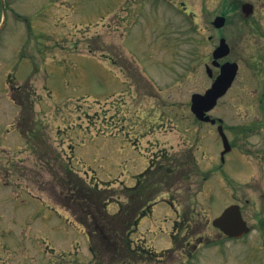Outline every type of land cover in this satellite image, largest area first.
Here are the masks:
<instances>
[{"label":"rangeland","instance_id":"1","mask_svg":"<svg viewBox=\"0 0 264 264\" xmlns=\"http://www.w3.org/2000/svg\"><path fill=\"white\" fill-rule=\"evenodd\" d=\"M219 10V0H0V264H97L85 228L61 206L65 165L95 174L86 180L113 194L115 213L150 154L166 162L162 151L196 162L164 184L170 191L131 234L160 254L130 264H184L200 238L211 243L188 264H264V226L226 243L212 225L231 203L251 225L264 221L260 101L234 91L210 112L235 148L224 164L217 124L191 111V95L212 83L205 61ZM225 30L232 42L234 28ZM247 53L238 46L228 58Z\"/></svg>","mask_w":264,"mask_h":264},{"label":"trees","instance_id":"2","mask_svg":"<svg viewBox=\"0 0 264 264\" xmlns=\"http://www.w3.org/2000/svg\"><path fill=\"white\" fill-rule=\"evenodd\" d=\"M162 154L166 162L154 163V159L152 160L149 168L138 176L137 184L126 187L130 201L128 204L122 203L115 214L107 211V204L113 194L106 192L98 184L90 185L85 178L65 166L66 174L60 180L63 186L68 187L63 188L59 194L60 201L85 226L91 240V251L101 264H109L104 257L106 253L110 254V250L112 264H130L136 260H147L148 255L154 257V250L145 245L139 248L133 246L131 234L137 229L141 217L152 210L155 197L163 191H169V188L163 187L164 184L167 183L169 187L176 184L178 176L189 174L186 165L195 164L191 152L185 153L182 158H171L168 151H162ZM173 178L176 179L172 180ZM146 194L150 195L145 197ZM144 257L147 259H143Z\"/></svg>","mask_w":264,"mask_h":264},{"label":"flooded vegetation","instance_id":"3","mask_svg":"<svg viewBox=\"0 0 264 264\" xmlns=\"http://www.w3.org/2000/svg\"><path fill=\"white\" fill-rule=\"evenodd\" d=\"M219 6L220 10L215 17H225V22L219 28L214 27L216 35H209V40L218 41L220 44L224 38L229 45L230 52L227 56L219 58L218 64L213 65L211 70L213 78L210 79L213 81L214 77L219 75L225 62H235L237 64L235 79L226 94L220 99L234 91L238 100H245L247 97L258 99L261 105L260 112L264 116V0H219ZM227 27L234 28L232 42L228 39L229 35L225 30ZM238 46L242 47L244 51L247 50V55L229 59V55L235 52ZM212 53L207 56V59H211V63ZM247 61L248 66L246 65ZM208 65L205 61L206 68ZM243 74H246L245 77ZM211 75L209 73V76ZM216 118L220 121V117ZM243 128L254 129L255 124L245 125Z\"/></svg>","mask_w":264,"mask_h":264},{"label":"water","instance_id":"4","mask_svg":"<svg viewBox=\"0 0 264 264\" xmlns=\"http://www.w3.org/2000/svg\"><path fill=\"white\" fill-rule=\"evenodd\" d=\"M225 17L218 16L214 20V24L217 27L223 26ZM230 52V48L226 40L223 38L221 44L216 48L214 52L215 63L217 59L227 55ZM209 71V69H208ZM237 72V64L235 62H227L222 67L221 74L216 78L211 88H209L204 94L194 93L192 96V110L202 120H211L215 122V119H211L207 114L209 110L215 107L220 96H222L228 87L231 85ZM219 131L223 137L225 150L223 154L231 149L228 138L224 132L223 126H219ZM214 224L222 228L226 233L232 236H238L249 230L246 221L242 218L239 205H232L218 218L214 220Z\"/></svg>","mask_w":264,"mask_h":264}]
</instances>
